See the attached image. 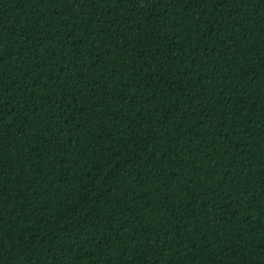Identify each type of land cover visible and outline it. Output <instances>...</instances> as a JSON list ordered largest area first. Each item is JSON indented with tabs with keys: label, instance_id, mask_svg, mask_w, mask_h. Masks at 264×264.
Here are the masks:
<instances>
[{
	"label": "trees",
	"instance_id": "trees-1",
	"mask_svg": "<svg viewBox=\"0 0 264 264\" xmlns=\"http://www.w3.org/2000/svg\"><path fill=\"white\" fill-rule=\"evenodd\" d=\"M0 232L10 264H264V7L0 0Z\"/></svg>",
	"mask_w": 264,
	"mask_h": 264
},
{
	"label": "snow or ice",
	"instance_id": "snow-or-ice-1",
	"mask_svg": "<svg viewBox=\"0 0 264 264\" xmlns=\"http://www.w3.org/2000/svg\"><path fill=\"white\" fill-rule=\"evenodd\" d=\"M230 0H219V4L223 6L224 4L229 3ZM231 2L235 3L236 0H231ZM244 2H247V0H244ZM256 3L261 4L262 7H264V0H255ZM143 4H147L148 0H142ZM230 19V17H229ZM23 179V178H21ZM8 239V236H6L3 232H0V264H10L11 257L8 256L4 251V240Z\"/></svg>",
	"mask_w": 264,
	"mask_h": 264
}]
</instances>
